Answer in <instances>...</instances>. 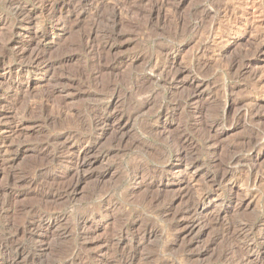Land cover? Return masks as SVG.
Segmentation results:
<instances>
[{
  "label": "rangeland",
  "instance_id": "1",
  "mask_svg": "<svg viewBox=\"0 0 264 264\" xmlns=\"http://www.w3.org/2000/svg\"><path fill=\"white\" fill-rule=\"evenodd\" d=\"M0 264H264V0H0Z\"/></svg>",
  "mask_w": 264,
  "mask_h": 264
},
{
  "label": "bare ground",
  "instance_id": "2",
  "mask_svg": "<svg viewBox=\"0 0 264 264\" xmlns=\"http://www.w3.org/2000/svg\"><path fill=\"white\" fill-rule=\"evenodd\" d=\"M22 11V10H21ZM18 12V11H17ZM15 14V13H14ZM18 15V14H17ZM20 58V57H19ZM5 62V61H4ZM5 141V140H4ZM79 161V160H78ZM193 225V224H192ZM191 228H192V226H191Z\"/></svg>",
  "mask_w": 264,
  "mask_h": 264
}]
</instances>
